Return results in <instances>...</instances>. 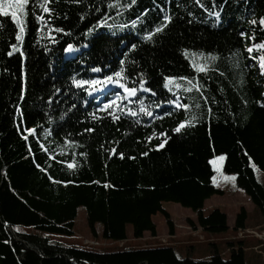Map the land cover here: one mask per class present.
Instances as JSON below:
<instances>
[{
    "label": "trees",
    "instance_id": "1",
    "mask_svg": "<svg viewBox=\"0 0 264 264\" xmlns=\"http://www.w3.org/2000/svg\"><path fill=\"white\" fill-rule=\"evenodd\" d=\"M200 3L29 0L18 11L20 40L11 16L0 14V264H250L244 239L227 243V257L211 242L213 253L201 259L179 256L172 245L116 244L128 240L129 225L134 240L145 231L156 236L151 217L158 212L172 235L162 202L191 209L196 222L189 224L204 232L244 230L243 207L232 229L219 209L202 212L207 198L225 193L213 180L218 155L225 157L223 173L235 176L234 187L264 218L256 176L264 174V49L247 52L264 42V30L251 23L264 17V0ZM193 62L207 71L197 72ZM121 70L122 77L113 75ZM110 75L137 88L136 96L126 97L116 83H73ZM110 101L115 105L105 109ZM181 122L186 126L174 131ZM79 207L92 236L100 224L114 250L52 240L73 234Z\"/></svg>",
    "mask_w": 264,
    "mask_h": 264
},
{
    "label": "rangeland",
    "instance_id": "2",
    "mask_svg": "<svg viewBox=\"0 0 264 264\" xmlns=\"http://www.w3.org/2000/svg\"><path fill=\"white\" fill-rule=\"evenodd\" d=\"M70 52V51H69ZM117 87L120 88V90L124 93L126 97L127 94L124 92V89L117 85ZM221 155L216 156L211 160V165L215 170V183L217 186L225 191L224 195H222L221 199L225 200L227 203L225 207V211L228 216V222L231 223L234 220L235 217V209L236 207L244 204V200L240 199L239 197H235V193H233V187H234V179L226 178V177H235L234 175L231 174H224L222 171V166L224 163V160H219L218 158ZM257 179L264 185V174L261 172H256ZM223 180V181H222ZM234 198H238L237 200L238 203L233 204L235 202ZM164 208L171 213L173 217H178L179 215H182L184 213H188V216L185 218L184 221H182V226H178L177 229L181 231V237H194L193 240H190L188 243H183L182 246L179 248H175L177 254L180 256L182 254H185L186 256L190 257H196L197 253L199 254L200 252L205 253H213L214 248L211 246V242L216 241L218 237L215 235L210 236L209 232H204L200 227L193 228V226L188 225L187 221H189L188 217H193L194 220L196 219V213L191 212L192 210L188 208V210H182V207L180 204L175 203V202H167L164 205ZM187 209V208H185ZM205 214V212H203ZM171 218V216H170ZM154 221L157 225L158 230L162 231L164 228H166V224L164 222V217L159 214V216L154 217ZM174 224V222H173ZM175 227V226H174ZM234 227V226H233ZM232 227V228H233ZM231 228V229H232ZM128 233H131V226L129 225L127 227ZM96 231H97V236H92L89 227L86 222V211L83 207H79L77 210V216L74 220V227H73V234L71 236H56L52 235V240L59 241L63 244H72V245H77V246H83L85 248H92L95 250H102L104 248H108L109 251L114 250L116 247L113 246V243L110 241L103 240L101 238V231H102V226L100 224H96ZM243 234H253L256 235L257 237H264V218L262 214L258 210H253V213H251L250 216H248L247 222H246V227L244 228ZM229 234L227 237L224 239L226 241L232 240V241H237L239 239H244V241L248 242L250 241H255L258 243L259 240H256L254 236H245L244 238H241V230H229ZM227 232V233H228ZM224 234V233H222ZM145 235V234H144ZM221 235V234H219ZM82 237V238H80ZM153 237V236H152ZM171 238L169 235H166L165 238H162L161 242L158 241L156 238H151V237H142L139 239L134 240L131 235L128 236V240H123L124 242H116L120 247L127 248V246L134 247L141 245L139 242H144L147 241L150 243L145 244L146 245H172V242H170L168 239ZM84 239H90L91 244H83ZM224 240V241H225ZM133 242L130 244V242ZM155 242V243H154ZM184 242V241H183ZM182 243V242H181ZM96 245V246H95ZM217 247H221V243H216ZM250 246V245H248ZM229 249V248H228ZM261 254L259 256H256V259L252 257L254 255V250H246L245 251V259L247 262L250 264H264V248L261 247ZM229 251V250H228ZM228 253H225V257H227ZM256 255V254H255Z\"/></svg>",
    "mask_w": 264,
    "mask_h": 264
},
{
    "label": "snow or ice",
    "instance_id": "3",
    "mask_svg": "<svg viewBox=\"0 0 264 264\" xmlns=\"http://www.w3.org/2000/svg\"><path fill=\"white\" fill-rule=\"evenodd\" d=\"M29 3V0H8V3L7 4H5V3H0V14H2V15H4V16H11V19L16 23V25L19 27V33H17V35H16V39L17 40H20L22 37H21V35H20V33H23V31H24V28H23V26H21V21H20V19L18 18V11H22L23 9H24V7H25V5H27ZM133 3H135V0H133ZM196 3L197 4H200V7H204V5L203 4H201L200 3V0H196ZM41 7L43 8V11L44 12H51V9L50 8H48V7H45V6H43V5H41ZM216 15L217 16H219V13H216ZM41 19H42V17H41ZM164 19H165V21H169L170 22V20H171V17H169V16H167V15H165V17H164ZM133 23H135V22H133ZM251 23L252 24H259V26L261 27V30H264V17H260L259 19H258V21L256 20V19H254V20H252L251 21ZM58 31H60V29H57ZM90 31H91V29H90ZM156 31L157 32H160V31H162V28H157L156 29ZM240 35L241 36H245V33L244 32H241L240 33ZM148 38H151V33L149 34V37ZM249 39H253V40H255V35H254V33H253V35L251 36V37H249ZM73 46L71 45V44H69L68 45V49H71ZM132 47L133 48H135V45H132ZM11 48H12V50L13 51H15L16 50V45L15 44H13V45H11ZM254 49H264V42H260V43H255V44H253L252 46H249V47H247V52L248 53H252L253 51H254ZM13 51H10L9 53H8V55H12L13 54ZM185 54L187 55V50H185ZM201 55H203V54H201ZM207 58H210V59H216V57L215 56H213L211 53H209L208 55H207ZM259 60H260V65H259V67H260V70H261V74H264V56H260L259 57ZM121 63H123V61H121ZM192 67L197 71V72H205V71H207V66L206 65H204V64H197V63H195V62H193L192 63ZM93 71H100V69H93ZM122 74H123V70H121V71H116L113 75L115 76V77H122ZM167 79V81L168 82H172V81H174L176 78L175 77H167L166 78ZM180 79H183V80H188V78L187 77H180ZM116 83V84H119V86L121 87V88H123L124 89V92L127 94V96L128 97H132V96H136V94H137V88H135V87H128V86H126V85H124V84H121L120 83V81L119 80H114L113 79V76H106V77H104V79L103 80H99V79H93V80H73V83L75 84V85H77V86H83V85H92V86H96V85H99L101 88H103L105 85H107L108 83ZM188 82L191 84L192 83V81L191 80H188ZM143 83L144 82H141V84H142V90L143 91H151V89H148V88H144L143 87ZM166 87H167V84L165 85ZM176 87L177 88H179L180 87V85L179 84H176ZM192 87H195V88H197V90H199V85H197V84H193L192 85ZM93 90H95V88H93ZM189 91H191V89H189ZM115 101H110L109 102V104H106L105 106H104V108L105 109H110L113 105H115ZM198 106V105H197ZM176 107H182V108H184V109H187V108H189V105L188 104H177L176 105ZM142 111L144 110V109H141ZM128 112H129V114L130 115H133V116H135L136 115V112L135 111H132L131 109H129L128 110ZM148 115H151V113L149 112V113H147ZM109 115L111 116V118L115 121V120H118L119 119V117L118 116H116V115H114L113 113H111V112H109ZM186 123L187 122H181L175 129H174V131H176V132H180L181 131V129L182 128H184L185 126H186ZM27 131H29V132H33V131H35L34 129H28ZM85 131H94V129H85ZM161 135H165V134H161ZM25 139H27V137H25ZM164 143H166V141L165 142H161L160 144H158L157 145V147L158 148H162V147H164ZM114 151V150H113ZM119 155H123L122 153L121 154H119ZM143 155H147V153H143ZM219 160H224L225 159V157L223 156V155H221L219 158H218ZM37 167H39V165H37ZM69 167H72V165L71 164H69ZM226 178H230V179H235V177H226ZM213 180H215V177H213ZM106 187L108 186V185H105Z\"/></svg>",
    "mask_w": 264,
    "mask_h": 264
},
{
    "label": "crops",
    "instance_id": "4",
    "mask_svg": "<svg viewBox=\"0 0 264 264\" xmlns=\"http://www.w3.org/2000/svg\"><path fill=\"white\" fill-rule=\"evenodd\" d=\"M223 181V180H222ZM216 182V181H215ZM233 193H235V197H239L240 199H242V200H244V204H242V205H240V206H238V207H236V209H235V217H234V220H233V222H231V223H229L228 222V216H227V213H226V211H225V207H226V205H227V203L225 202V200H223V199H221V197L219 196V195H212L211 197H209V198H207L205 201H204V204H203V208H202V212H205V214L204 215H207V214H209L210 212H212L214 209H219L221 212H223V213H225L226 214V217H227V226L231 229L233 226H234V222H235V218H236V215H237V213L239 212V210H240V208L241 207H243L245 210H246V212H247V214H248V216H250L251 215V213H253V210H254V204L251 202V200H250V198H249V196L248 195H246L245 194V192L242 190V189H236L235 187H233ZM235 199V202L233 203V204H236V203H238L237 202V200H239L238 198H234ZM165 203H167V202H162V207L164 208V205H165ZM165 209V208H164ZM166 210V209H165ZM182 210H188V208L187 209H185V208H182ZM167 211V210H166ZM168 212V211H167ZM192 212V211H191ZM169 213V212H168ZM159 212L158 213H156V214H154V215H152V221L154 222V224H155V226H156V236H153L152 237V235L150 234V232H148V231H145L144 232V234H143V238L144 237H151V238H156V239H158V241L159 242H161V240H162V238H165V236L166 235H169L171 238H169L168 240L170 241V242H172V246H174L175 248H179L180 246H182L183 245V243H188L190 240H193V238L194 237H191V236H187V237H185V236H182L181 237V231L179 230V229H177V227L178 226H182V221H184L185 220V218L188 216V213H184V214H182V215H179L178 217H173L172 215H171V213H169L170 214V216H171V220H172V222H174V224H173V227H174V233L172 234V235H170L169 234V232H168V227H167V225H166V228H164L162 231H160V230H158V228H157V225H156V223H155V221H154V217L155 216H159ZM161 215V214H160ZM189 218V220H192V221H194V222H196V219L194 220V218L193 217H188ZM164 222H165V224H166V220L164 219ZM187 223H188V225H190L189 224V221H187ZM178 225V226H177ZM194 227V226H193ZM128 233V232H127ZM229 234H231V233H224V234H221V235H219V234H210V236H213V235H215L216 237H218L217 239H216V241H215V243H221V247L219 248V251H221V252H223L224 254L225 253H229V251L228 250H230V246L227 244L228 242H231L232 240H229V241H226L224 238L225 237H227ZM129 235H131V233L129 234L128 233V236ZM253 237V236H252ZM255 238V237H254ZM256 240H259V242H261V243H258V242H255V241H250V242H248V245H250V246H248L247 245V242L246 241H244V244L242 245V247H243V249H244V251H246V250H250V249H253L254 250V255H252V257L253 258H255L256 259V256H259V254H261V247H262V243H264V241L263 240H261V239H258V238H255ZM225 240V241H224ZM184 241V242H183ZM182 242V243H181ZM133 242L131 241L130 242V244H132ZM141 245H138V246H145V244H147V243H150V241L149 242H147V241H142V242H139ZM155 243V242H154ZM235 247H236V245H235ZM229 248V249H228ZM232 248V247H231ZM256 254V255H255ZM211 255V253H208V252H205V253H202V252H200L199 254L197 253V255H196V257H192V258H194V259H201V258H206V257H209ZM180 256H186L185 254H182V255H180ZM257 260V259H256Z\"/></svg>",
    "mask_w": 264,
    "mask_h": 264
},
{
    "label": "built area",
    "instance_id": "5",
    "mask_svg": "<svg viewBox=\"0 0 264 264\" xmlns=\"http://www.w3.org/2000/svg\"><path fill=\"white\" fill-rule=\"evenodd\" d=\"M245 236H254V237H256V238H258V239H261V240H263L264 241V237H257L256 235H253V234H243V231H241V238H244ZM80 238H82V237H80ZM83 239V238H82ZM119 242H124L123 240L122 241H119ZM118 242V243H119ZM83 244H91V240L90 239H84L83 240ZM96 246V245H95ZM129 247L127 246V249H128Z\"/></svg>",
    "mask_w": 264,
    "mask_h": 264
}]
</instances>
